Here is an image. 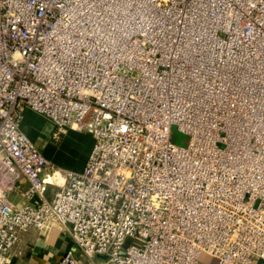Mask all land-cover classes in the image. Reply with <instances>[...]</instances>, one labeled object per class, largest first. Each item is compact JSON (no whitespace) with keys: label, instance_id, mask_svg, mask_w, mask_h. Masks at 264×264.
<instances>
[{"label":"built area","instance_id":"2783aa9c","mask_svg":"<svg viewBox=\"0 0 264 264\" xmlns=\"http://www.w3.org/2000/svg\"><path fill=\"white\" fill-rule=\"evenodd\" d=\"M25 108L91 136L81 171ZM52 224L108 264H264V0H0V264Z\"/></svg>","mask_w":264,"mask_h":264},{"label":"crops","instance_id":"0c3cea01","mask_svg":"<svg viewBox=\"0 0 264 264\" xmlns=\"http://www.w3.org/2000/svg\"><path fill=\"white\" fill-rule=\"evenodd\" d=\"M20 129L52 166L65 170L81 171L93 146V139L89 134L71 128L58 142H53L50 137L52 122L29 108L22 112ZM44 178L50 179L49 171L44 174ZM27 187L28 183L23 176L14 181L13 188L7 192V198L13 206L38 201L35 197L28 199L24 195ZM53 190V186H50L45 197H50ZM67 251H71L82 264H108L102 255L92 259L84 257L72 240L68 228L59 224H52L45 230L28 228L22 231L18 243L11 249L4 264H56ZM201 259L203 260L198 264H213L208 256H202Z\"/></svg>","mask_w":264,"mask_h":264},{"label":"rangeland","instance_id":"374dc122","mask_svg":"<svg viewBox=\"0 0 264 264\" xmlns=\"http://www.w3.org/2000/svg\"><path fill=\"white\" fill-rule=\"evenodd\" d=\"M171 139L174 143L178 144V145H184L185 144V139L186 136H184L183 134L179 133L175 128L172 129V134H171ZM57 169H64L58 166H53ZM204 256V255H202ZM201 256V257H202ZM200 260L202 261L203 259L200 258Z\"/></svg>","mask_w":264,"mask_h":264}]
</instances>
